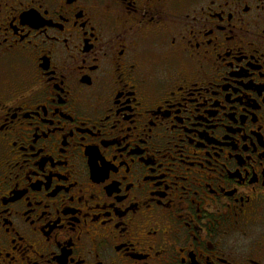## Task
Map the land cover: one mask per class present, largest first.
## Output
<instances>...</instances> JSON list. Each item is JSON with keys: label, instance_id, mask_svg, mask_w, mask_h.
<instances>
[{"label": "flooded vegetation", "instance_id": "af4514ba", "mask_svg": "<svg viewBox=\"0 0 264 264\" xmlns=\"http://www.w3.org/2000/svg\"><path fill=\"white\" fill-rule=\"evenodd\" d=\"M0 264H264V0H0Z\"/></svg>", "mask_w": 264, "mask_h": 264}]
</instances>
